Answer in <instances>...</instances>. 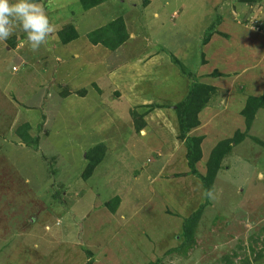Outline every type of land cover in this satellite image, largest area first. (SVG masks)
I'll list each match as a JSON object with an SVG mask.
<instances>
[{
    "label": "rangeland",
    "instance_id": "1",
    "mask_svg": "<svg viewBox=\"0 0 264 264\" xmlns=\"http://www.w3.org/2000/svg\"><path fill=\"white\" fill-rule=\"evenodd\" d=\"M33 2L56 24L47 42L33 50L19 24L0 41V264H264V108L249 128L241 114L264 93L252 43L264 47V0ZM117 18L134 36L92 46L89 31ZM67 23L78 36L63 44ZM120 75L131 94L112 100ZM192 77L214 86L188 133L201 139L195 170L205 176L211 150L243 133L211 197L174 112ZM201 205L193 243L172 251Z\"/></svg>",
    "mask_w": 264,
    "mask_h": 264
},
{
    "label": "trees",
    "instance_id": "2",
    "mask_svg": "<svg viewBox=\"0 0 264 264\" xmlns=\"http://www.w3.org/2000/svg\"><path fill=\"white\" fill-rule=\"evenodd\" d=\"M103 0H79L82 8L89 9L95 5H98ZM219 22H216L211 27L213 28ZM211 29V28H210ZM219 35L221 37L222 33L220 28L217 30H212L210 32H206L205 34V42L207 43L210 38L214 35ZM58 38L61 43H68L77 38V32L72 24H68L63 27L61 30L57 32ZM90 41L93 44L100 43L104 47L108 49H115L120 44H122L127 38V34L125 32V26L122 22L121 18H117L114 21L109 22L106 26H102L99 29L92 31L89 34ZM193 78V77H192ZM214 86L210 84H204L198 81H195L194 78L192 80L190 90L186 97L176 105L175 111L178 118V129L180 138L186 139V158L188 160V164L191 168V172L197 174L204 181L205 190L207 193L211 190V183L214 179V176L219 169V165L221 160L224 158L228 152L231 151L234 145L238 144L242 138L243 133L236 131L235 135L231 138H227L221 140L212 150L209 156V160L207 162V172L206 175L203 176L199 171L195 170V162L200 158V149L198 147L199 142L201 141L200 137H192L189 136V132L192 128L196 127L199 124L198 113L201 109H203L208 102V90H212ZM264 108V93L258 97H249L246 101V106L242 109L241 114L245 119L244 123L247 128H249L253 122V119L258 112L259 109ZM139 124L138 129L143 127L144 125ZM28 125L26 124V127ZM22 129V128H21ZM18 135H22L23 133ZM28 141L26 137L24 142ZM27 143V142H25ZM264 144V143H263ZM93 163L100 160V157H92ZM120 199L118 196H115L111 203L109 204L110 211L114 212L117 204ZM204 205L195 212L192 213L188 218L185 219L182 228V239L181 244L173 248L172 251H176L177 249L185 250L187 249L191 243H193V227L196 221L199 219L202 214V210ZM248 264V262H246Z\"/></svg>",
    "mask_w": 264,
    "mask_h": 264
},
{
    "label": "clouds",
    "instance_id": "3",
    "mask_svg": "<svg viewBox=\"0 0 264 264\" xmlns=\"http://www.w3.org/2000/svg\"><path fill=\"white\" fill-rule=\"evenodd\" d=\"M19 24L27 34L28 42L33 50L47 42L53 31L44 8L33 0H0V41H5L12 34L13 28ZM209 197L212 193H206Z\"/></svg>",
    "mask_w": 264,
    "mask_h": 264
},
{
    "label": "crops",
    "instance_id": "4",
    "mask_svg": "<svg viewBox=\"0 0 264 264\" xmlns=\"http://www.w3.org/2000/svg\"><path fill=\"white\" fill-rule=\"evenodd\" d=\"M175 17H177V14H175L174 15ZM68 24V23H67ZM70 24H72V23H70ZM55 26H56V24L54 23L53 25H52V27L53 28H55ZM74 26V25H73ZM63 27V26H62ZM101 28V27H100ZM220 28V27H219ZM97 28H95L94 27V29H92V30H90L89 31V33H91L92 31H94V30H96ZM99 29V28H98ZM54 31V30H53ZM57 32V31H56ZM76 32H77V30H76ZM125 32H126V34H127V38L125 39V41L127 40V39H129V38H132L134 35H133V33L132 32H130V31H128L127 30V28H126V26H125ZM78 33V32H77ZM88 33V34H89ZM51 34H53V33H51ZM78 35V34H77ZM57 37V40L60 42V40H59V38H58V35L56 34V35H54V37ZM215 36V35H214ZM75 40V39H74ZM89 40V42L91 43V45L92 46H98V45H101L100 43H97V44H93L91 41H90V39H88ZM73 41V40H72ZM124 41V42H125ZM71 42V41H70ZM123 42V43H124ZM257 41H253L252 43H253V45L254 46H257V47H259L258 48V50H259V52H260V54L258 55V57H259V60L261 59V61H259V62H257L255 65H253V66H256V65H258V64H260V62H262L263 60H264V47H262V43H256ZM61 43V42H60ZM69 43V42H68ZM122 43V44H123ZM63 44H67V43H63ZM122 44H120V45H122ZM119 45V46H120ZM207 45H209V43H207L205 46H207ZM103 46V45H102ZM118 46V47H119ZM104 48H106V47H104ZM117 48V47H116ZM116 48L115 49H108V50H110V51H115L116 50ZM257 57L256 56H252V57H250V59H248V58H246V59H243L242 61H241V63H243V62H248L249 60H255ZM252 65H250V67H253ZM238 67H236V69H237ZM248 68V67H247ZM112 73H115V71L114 72H111L110 74H112ZM240 75H242V74H240ZM250 79H251V77H245L244 79H242L241 81H243V82H248V81H250ZM253 83H254V88L253 89H255L256 87H257V85H256V83H255V81L253 80ZM122 84V85H121ZM110 85V88H112V91L113 92H115V95L114 96H116V97H114V98H112V100H115V99H117V98H119V97H128V95L129 94H131V90H127V91H125V87H124V84L122 83V79H121V75L119 76V77H117V79H115V80H113V82L111 83V84H109ZM64 87H65V85H64ZM244 88V85H242V86H240V88ZM240 88H238V89H240ZM112 92V93H113ZM93 93V92H92ZM76 94V93H75ZM82 97H84V96H89L90 94H89V91H87V93L86 94H80ZM66 96H68V95H66ZM66 96H64V97H66ZM115 102H118V100L117 101H115ZM114 102V103H115ZM131 102H132V100H131ZM144 102H146V101H143L142 103H140L141 105H143V104H146V103H144ZM208 103V102H207ZM211 104V102L210 103H208L207 105L209 106ZM211 106V105H210ZM175 107H176V105H175ZM209 108V107H208ZM207 108V109H208ZM170 110V109H169ZM202 110V109H201ZM200 110V111H201ZM174 112H175V110H174ZM199 114V113H198ZM170 121H172V120H170ZM144 127H145V124H144ZM143 127V128H144ZM199 127V126H198ZM195 128V127H194ZM196 129H198V128H196ZM188 160H187V158H186V162H187ZM189 165V164H188Z\"/></svg>",
    "mask_w": 264,
    "mask_h": 264
},
{
    "label": "built area",
    "instance_id": "5",
    "mask_svg": "<svg viewBox=\"0 0 264 264\" xmlns=\"http://www.w3.org/2000/svg\"><path fill=\"white\" fill-rule=\"evenodd\" d=\"M12 70H13V71H16V67H13Z\"/></svg>",
    "mask_w": 264,
    "mask_h": 264
}]
</instances>
